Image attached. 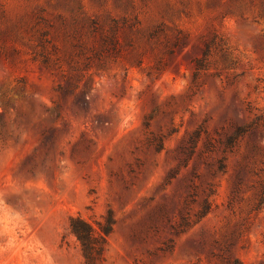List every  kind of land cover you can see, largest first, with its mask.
Listing matches in <instances>:
<instances>
[{
  "label": "rangeland",
  "instance_id": "1",
  "mask_svg": "<svg viewBox=\"0 0 264 264\" xmlns=\"http://www.w3.org/2000/svg\"><path fill=\"white\" fill-rule=\"evenodd\" d=\"M109 210L103 264H264V0H0V264Z\"/></svg>",
  "mask_w": 264,
  "mask_h": 264
},
{
  "label": "trees",
  "instance_id": "2",
  "mask_svg": "<svg viewBox=\"0 0 264 264\" xmlns=\"http://www.w3.org/2000/svg\"><path fill=\"white\" fill-rule=\"evenodd\" d=\"M254 131V125L240 126L230 136L232 144L247 132ZM117 220L112 210L107 211L101 218L93 222L87 221L79 216H73L69 220L71 234L77 239L83 257L84 264H103L109 250V240L114 233Z\"/></svg>",
  "mask_w": 264,
  "mask_h": 264
}]
</instances>
